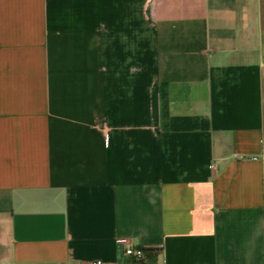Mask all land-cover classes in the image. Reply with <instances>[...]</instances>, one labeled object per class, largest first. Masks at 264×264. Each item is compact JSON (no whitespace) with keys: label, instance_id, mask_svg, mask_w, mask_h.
<instances>
[{"label":"crops","instance_id":"1","mask_svg":"<svg viewBox=\"0 0 264 264\" xmlns=\"http://www.w3.org/2000/svg\"><path fill=\"white\" fill-rule=\"evenodd\" d=\"M96 261L264 264V0H0V264Z\"/></svg>","mask_w":264,"mask_h":264},{"label":"built area","instance_id":"2","mask_svg":"<svg viewBox=\"0 0 264 264\" xmlns=\"http://www.w3.org/2000/svg\"><path fill=\"white\" fill-rule=\"evenodd\" d=\"M124 252L127 256L134 258L135 260H139L143 257V250L140 247H134L127 245L124 249ZM95 264H101V261H96Z\"/></svg>","mask_w":264,"mask_h":264},{"label":"trees","instance_id":"3","mask_svg":"<svg viewBox=\"0 0 264 264\" xmlns=\"http://www.w3.org/2000/svg\"><path fill=\"white\" fill-rule=\"evenodd\" d=\"M148 250H153V249L149 248Z\"/></svg>","mask_w":264,"mask_h":264}]
</instances>
